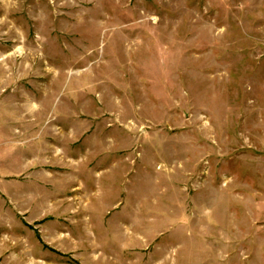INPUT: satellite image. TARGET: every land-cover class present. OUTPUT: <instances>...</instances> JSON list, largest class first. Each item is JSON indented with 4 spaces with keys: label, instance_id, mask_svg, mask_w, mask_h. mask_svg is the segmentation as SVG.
Masks as SVG:
<instances>
[{
    "label": "rangeland",
    "instance_id": "374dc122",
    "mask_svg": "<svg viewBox=\"0 0 264 264\" xmlns=\"http://www.w3.org/2000/svg\"><path fill=\"white\" fill-rule=\"evenodd\" d=\"M2 180L0 264H264V0H0Z\"/></svg>",
    "mask_w": 264,
    "mask_h": 264
},
{
    "label": "crops",
    "instance_id": "0c3cea01",
    "mask_svg": "<svg viewBox=\"0 0 264 264\" xmlns=\"http://www.w3.org/2000/svg\"><path fill=\"white\" fill-rule=\"evenodd\" d=\"M1 182H2V184H1L2 188L0 189V193L2 195L11 197L10 193H7V192H9V188L10 187L16 186V185H14L15 182H9V181H6V180H2ZM24 196H26V193H24Z\"/></svg>",
    "mask_w": 264,
    "mask_h": 264
}]
</instances>
